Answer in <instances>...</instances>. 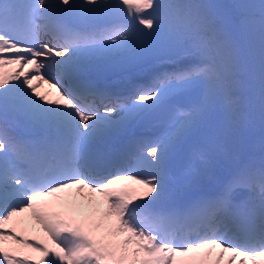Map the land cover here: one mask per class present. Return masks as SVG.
<instances>
[{
	"label": "snow or ice",
	"instance_id": "6c2138e0",
	"mask_svg": "<svg viewBox=\"0 0 264 264\" xmlns=\"http://www.w3.org/2000/svg\"><path fill=\"white\" fill-rule=\"evenodd\" d=\"M159 53L172 64L123 93L86 75ZM156 118L158 134L128 135ZM256 124L264 0H0V264H264V139L212 193L163 206Z\"/></svg>",
	"mask_w": 264,
	"mask_h": 264
},
{
	"label": "rangeland",
	"instance_id": "374dc122",
	"mask_svg": "<svg viewBox=\"0 0 264 264\" xmlns=\"http://www.w3.org/2000/svg\"><path fill=\"white\" fill-rule=\"evenodd\" d=\"M207 2L217 3V4H222V5H230V4L234 3L235 0H207ZM159 54H162V53H159ZM148 55L150 57V56L155 55V54H148ZM148 55H145L143 58H140V60L142 59V61H144L145 59L148 58ZM167 66H170V65H167ZM93 77H91V79L95 80V78H93ZM185 95H187L192 100V99H194L196 92L195 91L188 92L182 96H178L177 97L178 99L175 98L173 100V102L179 103V100H182V98ZM189 98L184 99V104H186L187 101L191 102V100ZM155 120L156 119H149V120L144 121L145 127H149ZM230 137L231 136L226 137L223 141L224 145H225L224 151H225V153H227V158L223 154H217L210 171H216V170L220 171V169L223 168L226 163L228 165H225V167L229 166V164L234 165L236 162H241V161L247 162L248 160L259 157L261 141H262V139H264V131L261 130L259 124H256V125L251 126V127L237 128L236 137H235L233 143L229 142ZM179 153H183V151H181ZM179 158H180L179 154H177V153L173 156L174 161H178ZM183 159L184 158L182 157L181 161L185 162ZM233 165H231V169L233 168ZM182 171H183V169L180 170V172H182ZM220 173H221V171H220ZM212 176H214V173H212L211 175L210 174H201L193 180V184L194 183L198 184L200 181L207 182L205 178L212 177ZM175 186H176L177 191H185V188L188 187L186 185V183H184V182L176 183ZM176 190L173 187L172 193H173V191H176ZM173 195H174V193L172 194V196Z\"/></svg>",
	"mask_w": 264,
	"mask_h": 264
},
{
	"label": "bare ground",
	"instance_id": "6f19581e",
	"mask_svg": "<svg viewBox=\"0 0 264 264\" xmlns=\"http://www.w3.org/2000/svg\"><path fill=\"white\" fill-rule=\"evenodd\" d=\"M155 55H163V54H155ZM143 58V57H142ZM63 59V58H60ZM171 60H159L155 61L151 59V56L145 59L144 61L139 60L138 63L133 64L125 61L123 58H95L92 63L89 64L87 74L90 76H94L95 80L98 81V86H103V88L107 87L106 85L115 82L118 79L123 81L130 80V78H137L139 75H150L153 70L159 69L161 67H166L167 65H171ZM103 78V79H100ZM141 80V78H139ZM109 86V85H108ZM41 89L47 88V85L41 84ZM186 103H189L187 101ZM159 120L162 118H156V120L146 128L143 122H139L133 125L129 130L134 129V131L142 128L143 131L149 132L153 134V132H157V134L161 131ZM145 127V128H143ZM128 130V131H129ZM236 131L230 137V143L234 142L236 137ZM135 136V135H134ZM226 142V141H225ZM230 146V145H229ZM231 167H225L224 171H230ZM251 264V262H249Z\"/></svg>",
	"mask_w": 264,
	"mask_h": 264
}]
</instances>
